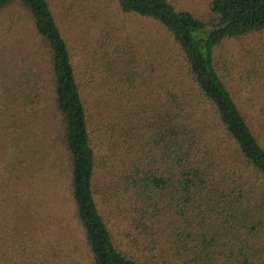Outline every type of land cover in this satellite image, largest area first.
Listing matches in <instances>:
<instances>
[{"label": "trees", "instance_id": "1", "mask_svg": "<svg viewBox=\"0 0 264 264\" xmlns=\"http://www.w3.org/2000/svg\"><path fill=\"white\" fill-rule=\"evenodd\" d=\"M117 1L158 22L181 62L140 67L117 43L115 85L92 91L49 0H0V12L20 3L40 37L41 57L16 54L0 28V73L14 76L12 98L23 80L24 105L52 88L62 174L92 264H146L152 251L187 264H264V96L245 99L217 53L264 31V0H211L210 21L173 0ZM111 215L132 229V247Z\"/></svg>", "mask_w": 264, "mask_h": 264}, {"label": "rangeland", "instance_id": "2", "mask_svg": "<svg viewBox=\"0 0 264 264\" xmlns=\"http://www.w3.org/2000/svg\"><path fill=\"white\" fill-rule=\"evenodd\" d=\"M173 1L179 9L190 10L207 21L213 18L211 0ZM49 2L84 73L82 81L91 90L115 85L108 59L117 43L134 51L140 67L146 60L175 65L181 62L170 35L158 22L123 13L117 0ZM0 28L4 29L2 38L15 47L13 52L41 57L40 37L20 3L0 12ZM217 53L227 61L228 73L235 79V86L243 89L245 99L257 102L264 96V31L228 39L219 45ZM31 59L36 63L35 56ZM37 66L43 70L41 63ZM250 74L252 80L248 81ZM13 79L0 73V264H92V252L74 214L66 173L62 174L52 88L43 81L47 86L40 90V101L28 106L23 103L27 89L22 86L23 80L13 89L12 98L9 86ZM25 121L30 122L24 125ZM113 215L111 221L116 228L109 222L112 231L120 243L132 247L133 241L128 242L127 236L132 229ZM159 254L152 251L142 257L146 264H187V260H177L169 252L163 257Z\"/></svg>", "mask_w": 264, "mask_h": 264}]
</instances>
